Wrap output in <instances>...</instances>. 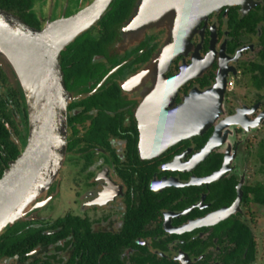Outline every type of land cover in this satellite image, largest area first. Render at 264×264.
<instances>
[{
  "label": "flooded vegetation",
  "instance_id": "obj_1",
  "mask_svg": "<svg viewBox=\"0 0 264 264\" xmlns=\"http://www.w3.org/2000/svg\"><path fill=\"white\" fill-rule=\"evenodd\" d=\"M93 1L0 0V9L23 21L22 16H31L33 26L24 22L32 28L41 29L47 22L64 16L53 18L59 7L65 6L70 10L73 4L78 9L70 14L73 15L86 9ZM114 1L108 5L106 16L104 14L73 40L87 41L95 51L82 68L87 73V80L75 87L74 78L69 82V89L75 90L76 94L67 105L65 172L61 180L59 177L49 188V200L38 209L30 226H51L60 220H66V224L82 221L85 229L88 228V234L81 241H102L100 248H116L122 264H256V241L251 229V212L255 205L246 203L244 188L249 185V164L256 169L260 166V143L264 139L258 142L252 161L251 155L244 153L242 142L236 141L232 146L228 142L233 138L242 139L239 135H243V131L260 130L264 124V99H258L257 95L264 94L250 87L246 81L245 84L256 92L254 104L236 102L232 108H226V105L231 104L227 93L234 90L239 82L237 78L242 77L241 66L256 57L264 21L257 23L255 33L243 27L233 31L227 21L229 8L224 7L226 9L220 18L218 14L224 8L200 21L194 32L184 33L183 41L177 45L174 32L183 25L178 22V13L165 25L160 22L167 14L163 18L158 13L149 14L135 28V24L130 26L129 21L141 0H134L129 12L121 10L123 15L120 17L108 12ZM252 1L257 6L250 11L263 4V0ZM232 7L239 8L240 17L250 12L244 14L239 6ZM103 17L111 20L109 26H103ZM170 42L175 45H170ZM222 47L224 57L220 56ZM164 48V55H159ZM223 67L229 71L222 105L227 111L225 117L236 114L227 120L232 124L222 127L217 132L220 134L213 136L215 127L225 119L219 113V118L206 132L180 138L161 150L160 146L167 143V138H157L159 131L166 134L178 123H185L186 128L198 116L200 123L193 127L192 132L202 127V111L210 114L215 109L219 89H209ZM62 73L64 87L69 92L63 70ZM181 79L183 81L179 82ZM6 80L7 87H10L11 79L7 76ZM230 81L233 87L228 91ZM111 92L122 98L124 106L116 113H108V116L119 115L121 118L104 117L95 108L102 106L100 97L108 99ZM192 99L194 101L187 108L186 101L188 103ZM146 104L150 105L149 111ZM181 109V121L172 125L174 121L169 114ZM8 110L13 114L10 105ZM25 111L26 119L22 121L13 114L16 126L10 127L2 119L7 128L2 137L11 144L9 150L13 146L19 154L29 137L26 102ZM69 116H81V119L70 124ZM164 116H169L171 123L164 124ZM255 123L263 124L252 129ZM149 129H152L148 138L150 144H144V131ZM231 130L237 136L231 137ZM211 138L209 146L214 145L216 139L223 140L201 159V152ZM152 139L155 145L151 143ZM7 154L9 156L10 152H6L4 162ZM15 158L2 164L3 154L0 151L2 174ZM218 163L219 166L215 167ZM219 173L216 180L205 181ZM256 174L262 177L261 173ZM228 185L233 186V194L226 191ZM60 189L67 196H58ZM238 191L241 196L236 204ZM52 202L57 208L67 207V211L63 209L59 216L58 212L55 216L49 215L50 210H54ZM42 211L49 214H38ZM64 226L55 225L46 234H56ZM119 238L126 239L123 246L117 244ZM250 238L255 248L253 257L249 254ZM80 239L75 238V231L70 228V234L58 239L55 244H49L46 252L40 253L39 246L27 255L39 252L41 259L45 260L47 255L55 253L53 247L60 245L65 248L69 241L68 247L61 252L63 263L67 264L72 258L77 259L76 244ZM85 261L91 264L87 255ZM0 264L15 262L7 259Z\"/></svg>",
  "mask_w": 264,
  "mask_h": 264
},
{
  "label": "water",
  "instance_id": "obj_2",
  "mask_svg": "<svg viewBox=\"0 0 264 264\" xmlns=\"http://www.w3.org/2000/svg\"><path fill=\"white\" fill-rule=\"evenodd\" d=\"M111 1L94 0L86 9L47 22L41 29L32 28L19 17L0 9V66L7 73L12 71L19 83L27 106L29 125V137L24 150L9 163L0 177V235L18 221L33 219L36 211L49 200V188L61 175L67 155V105L73 96L64 87L60 55L78 35L102 18ZM141 2L129 21V25L135 24V28L145 19L143 14L148 8L145 4L149 0ZM175 6L179 9L178 22L183 24L181 26L185 27L184 33L187 34L194 32L200 21L221 8L239 6L247 14L257 3L252 0H167V4L157 11L158 15L163 18L165 14L174 11ZM164 50L159 55L163 56ZM220 56L224 57L223 47ZM228 71L221 68L213 87L209 89L217 86L219 90L213 112L209 114L202 111V127L192 132L191 127L180 129L178 123L173 127L177 129L174 139L161 145V150L180 138L202 134L213 126L214 120L223 112L222 100ZM181 111L178 110L179 113ZM235 116L225 117L222 123L219 122L213 136L220 134L217 132L222 127L231 125L227 120ZM252 126L254 129L258 123ZM241 127L247 130L246 126ZM212 139H209L201 152V159L207 157L212 147L223 140L216 139V143L209 146ZM220 174L212 175L205 181L216 180ZM240 196L241 192L238 191L236 204Z\"/></svg>",
  "mask_w": 264,
  "mask_h": 264
},
{
  "label": "trees",
  "instance_id": "obj_3",
  "mask_svg": "<svg viewBox=\"0 0 264 264\" xmlns=\"http://www.w3.org/2000/svg\"><path fill=\"white\" fill-rule=\"evenodd\" d=\"M137 0H135L136 2ZM134 0H115L111 5V10L108 12H112L117 14L119 17L123 15L120 11L129 12L133 6ZM227 21L228 26L231 30L237 31L240 28H245L249 30L251 33L256 32V25L260 21H264V0L261 7H256L252 11H250L246 16L240 17L238 14V7H227ZM222 9L221 13H219V18L222 16L224 10ZM259 11H262L261 13ZM107 12V13H108ZM106 16V14H105ZM104 16V17H105ZM112 16V15H111ZM103 17V18H104ZM22 19L26 21L29 25L33 26V21L31 20V16H22ZM29 19V20H28ZM105 19V18H104ZM103 20V19H102ZM111 24V20L105 19L103 26H109ZM261 36H260V48L256 54L254 60L243 63L241 66V78H245L247 83H249L250 87H253L257 90H260L264 94V27H261ZM231 49V48H230ZM95 51V48L87 44V41H73L70 43L65 50L61 52V67L65 74V83L67 88L69 89V82L71 78L73 80V86H78L84 83L87 80V73L83 68V66L89 62L91 55ZM69 66V67H68ZM7 76L11 79V86L7 87ZM239 84V82H237ZM0 86L3 91L0 93V151L3 154L2 164L5 159L6 152H10V155L6 157V160H11L19 155V152L15 150L12 146L11 151L9 150L11 144L8 143L5 139H3L2 134L6 133L7 128L2 122L4 119L10 127L16 126L14 120L15 114L18 118L20 117L21 121L26 119V111H25V100L23 97L22 90L19 86V83L13 74L12 71L7 73L0 66ZM70 93L74 97L76 91L73 89H69ZM114 91H116L114 89ZM227 95H230L227 93ZM258 99H264V95H257ZM108 99H104L100 97L102 106H95L98 109L99 113L104 117L108 116V113H116L117 110L121 109L124 106V101L122 98L117 97L115 92H111ZM13 108V114L8 110V106ZM114 116V115H113ZM111 116L110 118H112ZM119 117V115H115L114 118ZM121 118V117H119ZM76 119H81L80 117L69 116L68 121L71 124ZM68 123V122H67ZM208 134H206L207 136ZM206 139V137L204 138ZM214 162V159H213ZM259 163L260 166L256 169L258 173H261L262 180L256 181L252 184L245 186L244 188V199L246 203H252L257 206H264V142L260 143V152H259ZM219 163L217 164L218 167ZM2 168H0V177L2 175ZM226 191L230 194H233V186L228 185ZM225 194V193H224ZM226 195V194H225ZM34 221L32 219L18 221L14 223L12 226L5 229L0 235V263L2 260L10 259L15 262V264H65L63 263V258L61 252H64L66 247L70 244L67 241L66 247H61L60 245H56L53 247L55 253L51 255H47L45 260L41 259L40 253L43 251H47V246L49 244H55L58 239H62L70 234V228L75 231V238L80 239L78 244H76V257L81 261H77V259L70 260L67 264H87L85 261V255L90 259L91 264H122L120 259V253L114 247H103L100 248V242L94 241H81L86 234H88V228L85 229L84 222L76 220L75 222L66 224V220H60L54 225L51 226H40V227H31L30 225ZM65 225L62 227L59 232L56 234H46V231L53 230L55 225ZM137 231H135V234ZM126 239L122 240L119 238L117 241L118 245L123 246L125 244ZM251 241V250L249 254L253 257L255 252L253 240ZM103 243L104 240H103ZM41 246L40 253H34L33 255H27L31 251L35 250L37 247ZM71 246L74 248V244L71 243ZM102 256V257H101ZM41 260L43 262H41Z\"/></svg>",
  "mask_w": 264,
  "mask_h": 264
},
{
  "label": "rangeland",
  "instance_id": "obj_4",
  "mask_svg": "<svg viewBox=\"0 0 264 264\" xmlns=\"http://www.w3.org/2000/svg\"><path fill=\"white\" fill-rule=\"evenodd\" d=\"M71 9L69 10L68 9H65V6L63 8H60V10L56 11V13H54L52 16L53 18H56V17H59V16H69L70 14H72L73 12L77 11L78 9L75 8V6L73 4H71ZM175 9H173L174 11H171L170 13L167 14V16L164 18L165 20H162L160 23H164L167 24V22H170L172 20V18H174V16L178 13V7L175 6L174 7ZM158 25V24H157ZM156 25V26H157ZM254 59V58H253ZM240 82V84H235L234 86V90L231 91L229 96H230V99H231V104H229L228 106L226 105V108L229 107V108H232L234 104H236V102H238L239 104L242 103V104H247V105H250L251 103L254 104L255 102V94L256 92L253 90V89H250L246 84V80L238 77L237 78ZM228 96V97H229ZM222 111L221 112L222 114L220 115V117H225V113H227V111L224 110V107L222 105ZM263 124V123H261ZM261 124L258 125V127H261ZM257 127V128H258ZM232 129V127H231ZM234 133V130H231V137H235L237 135H235ZM240 137H242V139H229L230 142L229 143V146L233 145L236 141H239V142H242L243 144V151L244 153H248L247 155L251 157V161H252V158L253 156L256 154V149H257V145H258V142L260 141V139H264V124L263 126L260 128V130H255V131H252V132H245L243 131V135L242 133L239 135ZM247 143H250V144H247ZM247 145L250 146L249 149H246L245 146L247 147ZM256 148V149H255ZM255 149V150H254ZM250 161V163H251ZM65 172L64 170V167L62 169V172H61V175L59 176L60 177V180L61 178L63 177V173ZM256 173L257 170H256V167H252V165L250 166L249 164V170H248V183L249 184H252L256 181H261L262 180V177L260 175H257ZM58 177V179H59ZM60 197L62 196H67L64 192H62V190L60 189V192H59V195ZM67 198V197H65ZM52 205V210L54 208L53 211L50 210V214L47 213V212H39L38 214H49V215H53L55 216L56 212H58L57 216H59L62 212L63 209L65 208H57V205L53 202L51 203ZM48 209V206L46 207L45 210ZM67 211V207L65 209ZM39 210L36 211V213L38 212ZM35 213V214H36ZM251 215H252V218H253V224H252V231L254 233V236H255V241H256V254L258 256L257 258V262L256 264H264V206H252V212H251Z\"/></svg>",
  "mask_w": 264,
  "mask_h": 264
},
{
  "label": "bare ground",
  "instance_id": "obj_5",
  "mask_svg": "<svg viewBox=\"0 0 264 264\" xmlns=\"http://www.w3.org/2000/svg\"><path fill=\"white\" fill-rule=\"evenodd\" d=\"M193 1V0H192ZM166 2H167V0H149V3H146L145 5H148V8L146 9V12L143 14L144 15V17H146V16H148L149 14H157L158 12V10L160 9V8H162L163 7V5L164 4H166ZM146 14V15H145ZM184 32H185V27H182V28H180L178 31H175L174 32V39H175V41H176V43L175 44H180L182 41H183V37H184ZM175 44H171V45H175ZM215 88H217V86L215 87ZM213 96V95H212ZM195 99V98H194ZM194 99H192L190 102H188L187 103V108L190 106V104L194 101ZM148 106V104H146V107ZM150 106V105H149ZM148 106V111H149V107ZM183 109H184V107H183ZM182 110V109H181ZM182 114V111L179 113V112H175V113H170L169 114V116L173 119V123H172V125H176V123L179 121V119H180V115ZM169 116H164V118H163V121H164V124L165 123H171L170 122V120H169ZM198 121H199V116L196 118V119H194L193 121H192V123L191 122H189V125L186 127V129L187 128H189V127H191V128H193L197 123H198ZM200 123V122H199ZM198 123V124H199ZM185 126V123H182V124H180L179 125V127L180 128H182V127H184ZM152 128H153V131H154V129H155V127H153L152 126ZM169 130H170V128L167 130V133L165 134V133H163V132H158V135H157V138L158 137H164V138H167V143H169L171 140H172V137H173V135L174 134H176V130L177 129H172V131H170L169 132ZM151 132H152V129H149V130H147V131H144V135H145V143L144 144H146V143H148L149 142V144H150V139H148V138H150V135H151ZM172 133V134H171ZM171 135V136H170ZM153 145H155V141H154V139H152V142H151ZM166 143V144H167ZM151 147V146H150ZM152 148V147H151Z\"/></svg>",
  "mask_w": 264,
  "mask_h": 264
},
{
  "label": "built area",
  "instance_id": "obj_6",
  "mask_svg": "<svg viewBox=\"0 0 264 264\" xmlns=\"http://www.w3.org/2000/svg\"><path fill=\"white\" fill-rule=\"evenodd\" d=\"M227 87H228V91H231L232 90V87H233V83L231 81L228 82Z\"/></svg>",
  "mask_w": 264,
  "mask_h": 264
}]
</instances>
